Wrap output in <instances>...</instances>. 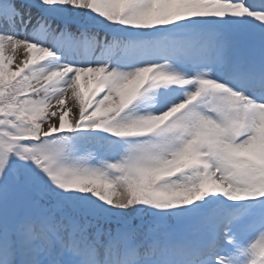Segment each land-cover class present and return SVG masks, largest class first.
<instances>
[{"label": "snow or ice", "instance_id": "snow-or-ice-1", "mask_svg": "<svg viewBox=\"0 0 264 264\" xmlns=\"http://www.w3.org/2000/svg\"><path fill=\"white\" fill-rule=\"evenodd\" d=\"M0 264H264V0H0Z\"/></svg>", "mask_w": 264, "mask_h": 264}]
</instances>
